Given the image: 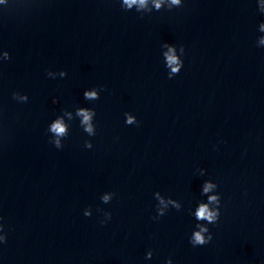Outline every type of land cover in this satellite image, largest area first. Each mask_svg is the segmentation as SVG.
I'll return each mask as SVG.
<instances>
[{"label":"clouds","instance_id":"9594fccd","mask_svg":"<svg viewBox=\"0 0 264 264\" xmlns=\"http://www.w3.org/2000/svg\"><path fill=\"white\" fill-rule=\"evenodd\" d=\"M0 2H3V0H0ZM152 7H149V0H122L121 6L125 10H131L133 9V6H136V11L141 13H150L153 10L160 11L162 8L167 7L168 10H171L174 7H180L182 5V0H151ZM259 11L261 13H264V2L260 3L259 5ZM260 31L264 32V22L260 23L259 25ZM259 43L264 45V36L259 37ZM181 54H184V48L183 46L180 47ZM174 49L169 48V52L167 53V66L171 69V72L168 74L169 79L173 78L174 76L178 75L183 67V60L179 59L174 54ZM10 59V55L7 51H4L2 54H0V60H8ZM48 76H52L53 73L50 71L47 73ZM61 76H64L65 73L61 72ZM96 92H86L85 96L86 98H95ZM19 98L20 100H23L27 102L28 97L27 95L21 96L19 93H13V99L17 100ZM78 115L83 118L82 124L85 125V131H87L89 134L93 133V126L90 123L92 113L90 111L81 109L78 112ZM127 115V113L125 114ZM128 124L133 123V117L128 116L127 120ZM48 131L53 134L55 139L51 140L50 142L55 145L57 149L62 148L61 145V138L65 137L67 135V126L65 125L64 121L60 118H57L52 122L48 128ZM86 146L91 148L92 145L90 142H85ZM218 188V185L211 181H205L203 185V194H207L211 192L213 189ZM157 198H159V194H157ZM103 202L108 203L111 199L110 195H104L103 196ZM168 203H171L176 210L181 209V205L176 203L174 200H169ZM160 204L167 207L165 204V201L163 199H160ZM210 205L212 207H210ZM220 208H221V196L220 194L217 195H210L207 197V202H201L199 203L194 215L195 219L197 221H203L206 223H197L196 228L198 230L194 231L190 238L189 242L192 244L193 247L196 246H203L211 242L213 239L212 233L210 232L208 225L212 224L215 225L219 219H220ZM85 216H91V212L88 210H85L84 212ZM165 215L164 207H157V215L153 217V219L158 220L160 217ZM104 216L106 220L111 219V213L105 212ZM2 219V217H0ZM105 221H101V223H105ZM7 242V235L4 232V226L3 224H0V244ZM147 259L152 258V251L149 250L148 254L146 256ZM166 264H172V260L168 259Z\"/></svg>","mask_w":264,"mask_h":264}]
</instances>
